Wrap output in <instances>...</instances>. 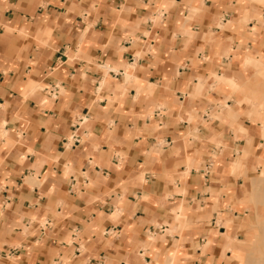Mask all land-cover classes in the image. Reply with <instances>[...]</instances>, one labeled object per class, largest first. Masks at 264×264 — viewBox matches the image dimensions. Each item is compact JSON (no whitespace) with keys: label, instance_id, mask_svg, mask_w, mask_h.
<instances>
[{"label":"crops","instance_id":"0c3cea01","mask_svg":"<svg viewBox=\"0 0 264 264\" xmlns=\"http://www.w3.org/2000/svg\"><path fill=\"white\" fill-rule=\"evenodd\" d=\"M262 72L251 0H0V264H241Z\"/></svg>","mask_w":264,"mask_h":264},{"label":"rangeland","instance_id":"374dc122","mask_svg":"<svg viewBox=\"0 0 264 264\" xmlns=\"http://www.w3.org/2000/svg\"><path fill=\"white\" fill-rule=\"evenodd\" d=\"M264 8V0H251ZM264 81V72L260 73ZM263 94L257 101L264 110ZM250 210L249 225L246 240L243 244V254L239 255L241 264H264V176L262 173L254 180L250 198L248 199Z\"/></svg>","mask_w":264,"mask_h":264},{"label":"bare ground","instance_id":"6f19581e","mask_svg":"<svg viewBox=\"0 0 264 264\" xmlns=\"http://www.w3.org/2000/svg\"><path fill=\"white\" fill-rule=\"evenodd\" d=\"M260 72V71H259Z\"/></svg>","mask_w":264,"mask_h":264}]
</instances>
